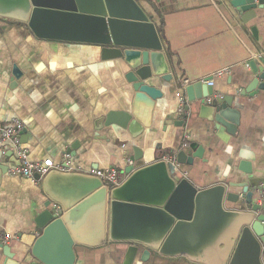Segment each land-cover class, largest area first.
Instances as JSON below:
<instances>
[{
  "label": "crops",
  "instance_id": "0c3cea01",
  "mask_svg": "<svg viewBox=\"0 0 264 264\" xmlns=\"http://www.w3.org/2000/svg\"><path fill=\"white\" fill-rule=\"evenodd\" d=\"M135 2L155 25L172 76L169 83L159 82V95L150 109L141 106L139 117L147 126L136 139L114 125L95 126L106 115L121 119L119 115L131 110L118 59L104 60L99 45L38 39L25 24L1 18L0 125L20 122L19 145L28 160L68 165L70 173L89 175L115 168L130 174L165 160L185 142L188 155L199 157L178 169L197 189L258 177L264 169V91L243 92L250 73L245 62L264 51V0L247 23L225 0ZM221 70L227 72L212 79V93L229 100L236 119L235 134L226 141L186 98L188 114L176 113L185 80L189 85L205 84ZM129 159L134 168L126 165ZM12 163L1 156L0 264L5 261L1 246L9 247L13 264H43L26 256L53 205L46 206L41 182L8 172ZM4 235L11 238L6 244ZM131 246L107 240L100 247L75 244L72 264H191L182 256L153 252L142 262L141 250L132 254Z\"/></svg>",
  "mask_w": 264,
  "mask_h": 264
},
{
  "label": "water",
  "instance_id": "95a60500",
  "mask_svg": "<svg viewBox=\"0 0 264 264\" xmlns=\"http://www.w3.org/2000/svg\"><path fill=\"white\" fill-rule=\"evenodd\" d=\"M225 1L243 23L263 5L262 0ZM0 18L25 24L38 39L99 45L104 60H119L131 110L119 115L121 119L104 116L96 128L114 125L136 139L147 126L139 117L141 106L150 109L159 82L172 80L155 25L135 0H0ZM259 62H250L243 93L264 91V57ZM212 94L202 82L183 90L199 116L226 141L235 134L236 119L226 98L205 103ZM195 145L189 148L194 151ZM198 157L181 148L170 163L161 160L137 168L112 189L81 173L52 171L42 180L36 175L46 206L56 205L59 212L52 207L46 213L38 225L42 234L26 257L43 264H72L73 245L100 247L107 240L133 244L129 251L141 250L142 262L153 252L182 256L191 264H264V169L245 182L197 189L178 166ZM1 250L4 264H13L9 247Z\"/></svg>",
  "mask_w": 264,
  "mask_h": 264
},
{
  "label": "built area",
  "instance_id": "2783aa9c",
  "mask_svg": "<svg viewBox=\"0 0 264 264\" xmlns=\"http://www.w3.org/2000/svg\"><path fill=\"white\" fill-rule=\"evenodd\" d=\"M263 57H264L263 52H256L251 56L249 60L245 62V66L247 68H250V62L252 61L260 63L259 61ZM225 72H227V70H221L214 73L211 76V79L205 80L204 83L209 87H212L213 86L212 79L221 76ZM188 85L189 82L185 80L181 85V91L183 92L184 88ZM216 99H221V97L212 94V96L205 98V103L207 105H211V103ZM184 104H185V97L181 95L179 98V104L177 106V111H176L177 115L181 116L188 114L187 110L184 109ZM21 130H22V124L17 121L10 122L3 126L0 125V155L8 160L14 158L17 161V164L12 163L11 168L8 170V172L11 175L22 177L30 180L31 182L37 183L39 181L34 179L36 175L39 176L40 180H42L52 171L62 172V173L73 172V169H71L68 165H66V167L55 166L51 160H44L43 162L29 161L26 152L19 145L18 136ZM186 146L187 145L184 142L182 144V148ZM177 152L178 150H176L171 156H167V158H165V161L171 162L172 159H174ZM64 157L67 158V156ZM126 165L128 167L134 168V162L130 159L127 160ZM89 175L99 179L104 185L112 189L121 185L129 176V173H127V171L122 169L118 170L115 168H107L102 170L91 171ZM53 208L55 209L56 214H58L59 207L53 205ZM10 240H11L10 237L4 235L2 243L6 244Z\"/></svg>",
  "mask_w": 264,
  "mask_h": 264
},
{
  "label": "trees",
  "instance_id": "16d2710c",
  "mask_svg": "<svg viewBox=\"0 0 264 264\" xmlns=\"http://www.w3.org/2000/svg\"><path fill=\"white\" fill-rule=\"evenodd\" d=\"M180 148H182V145H181V146H179L178 148H176V150H179Z\"/></svg>",
  "mask_w": 264,
  "mask_h": 264
}]
</instances>
